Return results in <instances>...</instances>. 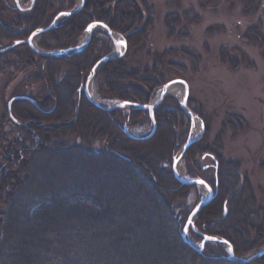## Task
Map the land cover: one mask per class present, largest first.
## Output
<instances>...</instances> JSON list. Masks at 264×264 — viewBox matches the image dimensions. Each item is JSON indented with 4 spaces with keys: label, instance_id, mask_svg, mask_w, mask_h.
Wrapping results in <instances>:
<instances>
[{
    "label": "trees",
    "instance_id": "obj_1",
    "mask_svg": "<svg viewBox=\"0 0 264 264\" xmlns=\"http://www.w3.org/2000/svg\"><path fill=\"white\" fill-rule=\"evenodd\" d=\"M67 1L72 4L71 0H35L27 15L14 8L17 16L9 24L0 22V45L26 40L34 30L69 10L64 6ZM240 1L250 13L260 7L259 0ZM149 16L137 0H84L78 13L42 33L37 45L45 51L67 49L89 24L98 21L125 39L129 54L130 49L141 47ZM20 26L21 31H16ZM241 38L249 45L264 47V37L256 26L249 27ZM110 43L97 30L87 48L71 56H40L25 43L0 53V72L7 65L16 72L32 67L38 71L32 79L41 82L35 97L12 98L11 115L22 124L11 120L16 137H5L0 145V264H238L226 260L227 251L220 244L206 243L198 253L181 239L190 213L184 204L196 186L181 184L171 170L172 159L182 146L174 129L182 125L185 131L190 126L178 100L165 96L154 109L153 136L140 141L126 136L124 126H149L150 132L148 112L130 109L120 124L118 111H102L86 99L85 80L111 50ZM231 50L220 51L222 64L233 70L252 65L244 51ZM166 54H154L158 60L152 67ZM147 68L134 69L123 58L108 61L94 74L95 91L103 99L148 104L168 81L161 68L151 70L150 75ZM192 112L202 120L206 132V119ZM68 135L76 142L62 141ZM202 139L186 150L185 172L189 178H202L215 192L194 226L201 234L225 239L236 256L247 255L264 245V208L257 205L248 180ZM99 140L95 150L91 144ZM29 142L32 144L27 146ZM197 155L210 157L212 169L201 168L200 174L192 169L190 163ZM45 159L59 165L76 160L88 169L109 165L119 178L110 185L90 175L42 186L35 171ZM200 199L198 196L196 204ZM188 233L192 240L201 241L198 233ZM147 241L155 243L143 248ZM95 248L110 256L100 259ZM246 264H264V256Z\"/></svg>",
    "mask_w": 264,
    "mask_h": 264
},
{
    "label": "rangeland",
    "instance_id": "obj_2",
    "mask_svg": "<svg viewBox=\"0 0 264 264\" xmlns=\"http://www.w3.org/2000/svg\"><path fill=\"white\" fill-rule=\"evenodd\" d=\"M137 1L141 9L150 15L149 26L141 47L130 49L129 54L125 53V58L122 57L123 60L128 66L141 71L148 67V75L151 70L155 68L160 70L161 68L164 80L182 79L187 82L189 108L203 116L206 119V125H208L206 132L204 130L198 140L203 138L202 142L205 146L215 147L224 161L234 165V171L239 172L242 177L248 180L257 205L264 208V47L249 45L241 38L251 26H256L264 37V0H259L260 7L255 13L244 9L240 0H209L207 3L200 0ZM69 2H63L64 6L69 9L63 11L73 10L77 6L78 0H71L72 4H68ZM30 3L31 0H19L20 7L24 11L15 9L19 13L27 15L32 10L35 0L31 9L26 11L25 9L30 6ZM13 9V0H0V22L9 24L17 16ZM168 16H170L169 19H167ZM52 21L43 28L48 27ZM15 30L21 31V26L16 27ZM40 35L34 38V43L39 50H42L37 45ZM84 37L85 32L75 40V45L69 48L78 46ZM12 44V41H4L0 45V49ZM110 44L111 50L106 55L112 53L113 47L112 43ZM232 47L244 51L252 65H241L238 69L233 70L222 64L220 51L226 48L231 53ZM55 50H64V48ZM50 51L54 50L46 52ZM164 53H167L165 58L155 68L152 67V62L158 60L153 55H163ZM187 54L192 57L186 56ZM2 72H0V145L5 137L10 139L16 137L13 136V122L7 114L8 102L15 96L33 98L41 87L39 79H32L38 76V71L32 67H26L16 72L13 68L9 69L7 65L4 73ZM26 79L30 80L24 82ZM178 87L181 88L175 86L168 96L180 99L182 90H179ZM91 88L96 96L93 99L98 102L102 101L106 105L115 104L114 100L99 97L93 84ZM116 111L122 115L121 119H117L121 124L122 118L129 113V110L123 108ZM12 117L17 122L16 124H22L21 119L19 120L14 113ZM183 127L179 125L174 129V135L182 146L189 136L194 139L201 131V126L196 121L193 124L190 121V126H187L185 131L182 129ZM126 130L133 136L131 139L140 141L147 140L148 138H145L151 132H149V126H136L131 129L126 128ZM62 141L68 144L76 142L72 135L63 137ZM98 142L92 143L91 147L98 150L101 144L100 140ZM31 144L32 142H29L26 145L30 146ZM182 146H178L177 153ZM184 154L179 163L183 171L182 177L189 178L185 172ZM190 166L200 174L201 168L212 169V160L208 156L197 155ZM35 175L37 183L42 186L46 183L60 184L72 177L89 178L90 175L92 177L94 175V179L103 180L110 185L119 178L111 171L109 165L88 169L81 167L76 160L67 161L54 167L48 159H45V162L35 171ZM198 196L203 199L206 197V193L201 191V186L195 187V191L190 194L188 201L184 204L186 210L189 212L192 210ZM187 240L196 248L199 247V242L192 240L189 233ZM154 243L155 241H147L143 248ZM262 247L264 245L249 254ZM223 248L225 249V247ZM95 249L102 260L110 256L102 248Z\"/></svg>",
    "mask_w": 264,
    "mask_h": 264
},
{
    "label": "water",
    "instance_id": "obj_3",
    "mask_svg": "<svg viewBox=\"0 0 264 264\" xmlns=\"http://www.w3.org/2000/svg\"><path fill=\"white\" fill-rule=\"evenodd\" d=\"M13 3H14V7L17 10L24 11V9H22L20 7L19 0H13ZM33 3H34V0H31L30 6L28 8H26L25 10L26 11L30 10ZM83 3H84V0H78L77 6L73 10L60 12L53 19L52 23L48 27L38 28V29L34 30L24 42L27 44V46L34 53H36L40 56H44V57H56V56H64V55L70 56L72 54L79 53V52H82L85 50L88 43L90 42L92 33L94 31H96V30L104 31L106 33V35L109 37V39L111 40L113 50H112V53L110 55H106V56L102 57L91 69V71H90V73H89V75L85 81V84H84V88H83L84 95H85L86 99L93 106H95L96 108L103 110V111L120 110L123 108L140 109V110L148 111L149 118L153 124V128H152L150 134L145 139L150 138L155 131V123H154V119H153V110L162 102V100L164 99L165 96L171 94V93H169V91H170L169 89L174 88L175 86H180L181 90H182V95H181V98L179 99V106L185 112V114L189 117L191 124H193L195 121H197L200 124L201 131H200V134L196 138L191 139L190 136L187 138L186 142L183 144V146L181 147L179 152L173 158L172 172H173V175L176 178V180L179 181L181 184H183V185H196L197 187L202 186L206 190V197L204 199H202L199 203H197L196 206L190 212V214L187 218V221L183 227V230L181 232V239L185 244H187L191 248L195 249L198 253L202 252L204 245L206 243H218L227 249L226 260L231 262V263L246 264V263L252 262V261L259 259L262 256H264V247H262L258 251L254 252L252 254H249L248 256L236 257L234 252H233L232 246L225 239L220 238L218 236L201 234L200 236H201L202 240L200 242L199 248H196L195 246H193L192 243H190L187 240L188 228L190 227L194 232H197V230L194 227V220L196 219V217L199 214V212L201 211V209L204 206H206L213 199L214 193H213L211 186H209L204 180H202L200 178L186 179V178L180 176L176 170V166L180 162L185 150L192 143L197 141L201 137V135L204 131V125H203V122L201 121V119L197 115L193 114L187 107L189 89H188L187 83L184 80L173 79V80H170L167 83H165L161 87L158 96L155 99H153V101L150 102L149 104H135V103H130V102H118V103H115L113 105H109V106L106 105L105 106V105H101L98 101L93 99L90 95V89L92 86L93 76H94L95 72L104 63H106L108 61L120 59L125 55L126 50H127V43H126L125 39L120 38L116 33L111 31L110 28L107 25H105L104 23L97 21V22H92L91 24H89L87 26V28L85 29V37H84L82 43H80L78 46H76L74 48H67L64 50H54V51L46 52V51L39 50L35 46L34 38L36 36L53 29L55 27V25L57 24V22H59L61 19L68 18V17L76 14L77 12H79L83 6ZM17 43L18 42L14 43L8 47H4V48L0 49V53L13 48ZM12 100L13 99H11L8 102L7 113L9 115V117L11 118V120L15 121L11 115V112H10V104H11ZM125 134H127L130 138H133V136L130 135L126 129H125Z\"/></svg>",
    "mask_w": 264,
    "mask_h": 264
},
{
    "label": "bare ground",
    "instance_id": "obj_4",
    "mask_svg": "<svg viewBox=\"0 0 264 264\" xmlns=\"http://www.w3.org/2000/svg\"><path fill=\"white\" fill-rule=\"evenodd\" d=\"M73 55V54H72ZM71 56V55H70ZM174 88H171V89H169L170 91L169 92H172V90H173ZM178 89L179 90H181V88H179L178 87ZM90 95H91V97L92 98H95L96 96L94 95V92H93V90H92V88L90 89ZM96 100V99H95ZM101 105H106V103H104V102H102V101H100L99 102ZM103 111V110H102ZM197 122V121H196ZM58 162H56V163H51V164H53L54 165V167H58L59 166V163L57 164ZM176 170H177V173L180 175V176H182V174H183V171H182V168H181V164L180 163H178L177 164V166H176ZM201 191L203 192V193H206V191H205V189H204V187H202L201 186ZM197 233L199 234V235H201V233L200 232H198L197 231ZM205 235H207V234H205ZM201 237V236H200ZM202 239V238H201Z\"/></svg>",
    "mask_w": 264,
    "mask_h": 264
},
{
    "label": "flooded vegetation",
    "instance_id": "obj_5",
    "mask_svg": "<svg viewBox=\"0 0 264 264\" xmlns=\"http://www.w3.org/2000/svg\"><path fill=\"white\" fill-rule=\"evenodd\" d=\"M84 84H85V83H84ZM83 88H84V87H83ZM83 93H84V92H83ZM149 103H150V102H149ZM160 104H161V103H160ZM160 104H159V105H160ZM159 105H158V106H159ZM143 111H144V110H143ZM107 112H109V111H107ZM146 112H148V111H146ZM149 119H150V118H149ZM153 119H154V110H153ZM150 121H151V120H150ZM151 123H152V122H151ZM154 123H155V122H154ZM201 179H202V178H201Z\"/></svg>",
    "mask_w": 264,
    "mask_h": 264
}]
</instances>
